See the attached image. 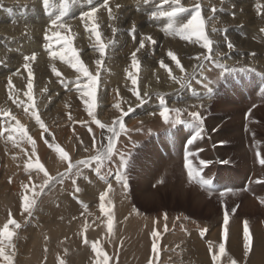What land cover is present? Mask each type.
Here are the masks:
<instances>
[{"label":"rangeland","instance_id":"obj_1","mask_svg":"<svg viewBox=\"0 0 264 264\" xmlns=\"http://www.w3.org/2000/svg\"><path fill=\"white\" fill-rule=\"evenodd\" d=\"M110 1L112 0H108ZM156 1L162 2L161 6L169 11L173 6L170 1ZM19 2L25 6L21 8L23 12L20 21L13 18L10 20V15L15 17L14 12H7L2 6L11 3L21 6ZM103 2L104 0H49L45 4L44 0H0V21L7 19V23L4 21L3 24L10 23L9 29L16 27L28 30V33L32 31L35 37V42H29L32 45L38 41L35 28L43 32L52 26V33H59L56 36L59 42L66 48L67 45L61 38L67 37L76 50L80 41L92 34L90 23L92 25L97 22L98 27H101L102 20L114 23L116 7L110 8V19L109 9L102 6ZM139 2L145 3L143 0H138L137 3ZM200 3L205 27L207 25L205 32L213 41L211 52L204 49L201 42L197 44L194 38L191 39L194 43L184 39L181 42L178 30L168 29L170 33H167L160 29V25H163L161 21L154 27L151 24L152 28L149 27V30L152 32L144 31L146 29L143 25L147 26L149 23L146 18H140L134 20L132 28H126V33L121 36L123 39L120 40V46L106 49L107 54H110L107 56L108 61L102 60L97 65L98 69L95 64L93 67L96 71H93L92 63L88 64L89 67L86 65L91 74L98 75L95 106L92 109L93 115L87 112V141H84L81 134H76L75 147L69 159L73 164L78 160H89V181L86 183L80 170L71 179L68 177L65 183L61 182L63 178L50 182V185L54 182L60 184L51 192L61 189L65 200L78 202L72 215L75 224L66 228L57 225L60 228L56 226L51 231L52 235L56 233V239L50 237L49 242L43 241L40 245H31L28 240L23 239L18 241L19 248L31 245V249L37 248L38 253L31 251L28 256V253L16 255L5 252V256L10 257L11 264H61V261L63 264H103L104 255L108 258V264H231L233 260L236 264H264V164L260 163L264 159V32L261 31L264 29V0L240 2V5H244L242 12L233 10L238 5L235 0L230 1V7L229 2L224 0H200ZM92 8L101 12L99 20L94 21L95 15L88 20L83 15ZM213 8L219 16L212 11ZM68 10L71 11L68 13ZM191 14L192 7L172 19L183 24ZM58 16H62L59 23L65 26L63 29L51 23ZM84 27L87 31H84ZM100 34L101 39H104V34ZM26 35L28 38L29 35ZM145 35L151 36L155 43L149 42ZM135 36H139V44L134 41ZM26 40L16 43L19 42L18 46L25 48ZM141 40L145 41V48L142 49L138 48ZM229 42L233 44V49L227 47ZM170 51L179 59L183 71L169 57ZM132 52H136L139 59L148 55L151 62L146 66L138 62V68L134 70L131 62L123 61L124 56ZM217 55L235 60L224 64ZM206 56H211V59H205ZM161 61L169 66L166 69L161 67ZM200 64L206 66L201 73L204 75L202 82L193 73L199 70L197 68ZM14 66L15 64L12 65ZM189 68L193 69L192 75L180 89L183 79L191 74ZM130 72L137 78L135 86L129 78ZM59 73L63 77V73ZM85 79L88 84L89 80ZM191 79H195L194 83ZM177 81L182 82L179 84ZM167 82L171 89L168 92L173 94L171 97L166 96L168 93H163V86L169 87ZM147 85L153 90L163 91L156 94L144 92ZM161 97L165 100L163 106L159 103ZM89 98L86 100L91 101L92 98ZM76 106L73 109H79L78 114H82L83 107ZM162 107L169 109L167 121L160 115ZM191 112H197L199 119L192 118ZM79 116L74 122H82L81 119L77 121ZM93 116L105 127L101 128L94 123ZM120 123L124 125L123 130L120 129ZM109 128H115L119 133L115 137L112 159L97 163L91 157L96 155L101 145L108 144V138L112 135ZM47 144L49 145L43 143L47 149V158L51 155L56 157L52 147L54 144L49 141ZM81 149L86 152L82 154ZM64 151L68 153L67 149ZM186 154L191 165L200 172L197 179L188 177L185 168ZM200 161L206 163L201 165ZM67 164L68 161H64L61 171L53 169L49 174L56 178L66 170ZM199 179L209 181L210 184L203 185L198 182ZM84 183L87 185L84 186ZM77 188L79 191H76ZM82 189L89 195V206H86L88 219L85 223L80 219L85 205L80 196ZM41 193L44 195L45 208L37 214L43 218L48 208H52L46 202L51 200V193ZM102 193L105 194L104 201L99 199ZM101 203L111 212V231L107 227L108 215L100 211ZM58 205V201L50 203L55 209ZM225 210L229 215V235L225 242V252L221 254L219 244L222 242ZM34 211L35 208L32 213ZM26 215L25 220L16 221L22 231L30 222V216L28 213ZM244 221H247L252 240L251 251L247 255L244 249ZM47 227L48 224L42 223L39 230L45 231ZM154 231L156 236H153ZM93 243H96L99 251L93 250ZM153 244L156 245L155 251ZM168 253L170 255H164ZM0 264H9V261L0 257Z\"/></svg>","mask_w":264,"mask_h":264},{"label":"bare ground","instance_id":"obj_2","mask_svg":"<svg viewBox=\"0 0 264 264\" xmlns=\"http://www.w3.org/2000/svg\"><path fill=\"white\" fill-rule=\"evenodd\" d=\"M16 1H18V0H15V2ZM30 1L33 2L34 0H30ZM37 1L38 0H35V2H37ZM137 1L138 0H114V1L112 0V1L108 2V9L116 7L115 14L113 15L114 23L109 22L106 19V22H104L105 20H102L100 23L101 27L100 26L98 27V31L100 33L104 34V36H103L104 39H102V42H104L107 45L106 49L110 48L111 46H114V47H116L117 45L120 46L121 45L120 40L123 39L122 34L125 32L126 28H132V23H134V20L137 21V20H140V18H146L147 23H149V25H147V26L143 25L145 27L144 29H146V30L143 29L144 31L152 32L151 30H149V27H151V24H153L152 27H154L155 25H157V23H160V21H161V23L163 22L162 23L163 25L162 26L160 25V27H161L160 29L166 31L167 33H170L168 29H172L175 31L179 30L182 22H180L176 19L169 18L167 16H160L159 15L160 12L169 11L168 8L161 6L163 4L162 2H160V1L157 2L156 0H150L148 3H140V2L137 3ZM161 1H164V0H161ZM168 1H170V0H168ZM224 1L229 2L228 3L229 7H230V4H232V3H230V1H232V0H224ZM235 1L239 6L235 5L233 10L236 9L238 12H242L244 5H242V4L240 5L239 3L246 1V0H242L240 2L238 0H235ZM196 2H197V0H181V5L187 11ZM102 6H103V3H102ZM24 7L25 6L24 5L22 6V4L20 6L18 4H12L11 3L9 5H3L2 9H4L7 12H14L13 14H15V17H13V15L9 14L10 20H11V18H13V19H15V21H20V18H21L22 12H23L21 8H24ZM74 8H75V6H74ZM75 9H73L74 13L76 12ZM108 9L106 8V10H108ZM226 9H228V8H226ZM233 10L231 12H233ZM70 11L68 10L67 12L69 13ZM153 12L157 13V15L155 17L152 16ZM210 14H211V12H209V15ZM94 15L96 17V18L94 17V21H95V19L99 20L100 16L102 14H101V12H97ZM246 15H247V13H246ZM69 16H71V14ZM217 16H219V15L217 14ZM226 16L228 17V15H226ZM189 18H187V19H189ZM75 20H76V18H75ZM87 20H88V18H87ZM212 20H214V19H212ZM4 21L6 22L7 19H4ZM4 21L3 20L0 21V231H2L3 226L6 223H8L10 217H11V219H14L17 222H20V220L26 219L27 212H25L21 207L22 197L24 195H28L29 199H34L36 201L35 206H34L36 211H34L29 218L30 222H29L28 227H26L25 230L22 231V229H20V227L16 228L15 225L10 224L9 230L13 231L15 233V235L12 237L11 241H8L6 239L3 240V245H2L4 247L6 253L16 254V255H18V253H20L22 255L24 253H26V254L28 253V256H29V253H31V251H33V252L35 251L36 254L38 253L36 251L37 248L31 249L32 244L34 245V244L39 243V245H40V242H43V241L49 242L48 238H50V237H54V239H56V233L52 235L51 231L57 225H62L64 228H66V226L68 227V226H72L75 224V222L73 221L74 218L72 217V215H73L74 209L77 207L78 202L76 200L74 202L69 200V199L65 200L61 189L59 191L51 192L53 189L60 186V184L55 183V182L53 184H51L50 186H45V189L43 191H41L40 185L43 184V180L45 179V177L43 176V173H39L38 170H36L34 167L28 168L26 166L28 164L34 165L36 162V159L38 158L40 160V162L42 164H44L45 169L48 172H53V169L61 171V169L64 168V160L61 158L60 154L56 151V145H59L63 150L67 149L68 155L72 156V153H73V150L75 147L76 134H78V133L81 134L84 141L85 142L87 141L88 120H89L88 119L89 117L87 116V114L89 112H88V110H86L88 108L87 104L85 103V100L87 99V97L84 95V92H86L87 89L83 87L85 84H87V80L85 79V77L83 76L82 73L78 72L75 68H73L71 66L75 62L73 59H71V52H68L65 55L63 60H61L59 56H57L55 58L49 56V54H48L49 50L55 51V52H60L63 50V48H65L59 42L58 38H56L57 32L52 33V29H53L52 26L47 27L46 30L43 32H40L37 28H35V31L38 33L36 35L38 41L33 45H32V43H30L31 44L30 45L29 42L31 40H33V42H35L34 33L32 31H29V33H28V30H19L16 27L14 29H13V27H11L9 29V26L11 24L10 23L9 24H3ZM209 21H211V19H209ZM214 21H212V22H214ZM185 22H187V20ZM183 23H184V21H183ZM81 24H83V23H81ZM136 24H134V25L136 26ZM210 24H211V22H210ZM78 25L79 24H77V27H78ZM89 25L92 26L91 23ZM83 26H84V24H83ZM137 26L139 27L138 24H137ZM86 27H84V31H87V30H85ZM206 27H207V25H206ZM209 27L212 28V25H210ZM62 29H63V27H62ZM82 29H83V27H82ZM88 29H90V28H88ZM206 30H209V29H206ZM210 31H211V29H210ZM157 32H158V30H157ZM26 34L29 35L28 38H27ZM141 34H142V32H141ZM141 34H140V37H141ZM246 34H248V33H246ZM24 35L26 36V38H24ZM60 35L62 36L63 34H60ZM77 35H78V33H77ZM162 35H164V34H162ZM217 35H218V33H217ZM45 36H47L48 39H45ZM93 36H94L93 34H90V36L88 38H86V40L84 39V40L80 41L79 46L78 45H75V46H78V48H76V52H77L80 60L84 63V65L88 66V64L92 63V67L93 66L95 67V64H96V69H98L96 61L97 60L108 61L107 56L109 53L107 54V51H106V55L104 57L100 56L99 51H98V45H97L96 40ZM127 36L130 37L128 34H127ZM165 37H167V34L165 35ZM175 37L173 38L174 41H175ZM125 38H127V37H125ZM135 38H136V40H135ZM138 38H139V36L134 37V41H136L137 43L139 41V40L137 41ZM176 38H178V35ZM193 38L195 39V37H193ZM216 38H215V40H216ZM129 39L130 38H128V40ZM167 39H168V37H167ZM25 40L27 42L26 46H24V44H23V46L25 48H21L22 46L19 47L18 46L19 42L16 43L17 41H25ZM134 41H131V42H134ZM182 41H184V40L181 39V42ZM190 41L193 42V40H190ZM220 41H223V40H220ZM131 42H130V44H131ZM124 43H128V42L124 41ZM196 43L198 44V42H196ZM133 44H136V43H133ZM157 44H159V43H157ZM174 44H176V43H174ZM201 44H202V42H201ZM177 45H179V44H177ZM131 46H133V45H131ZM146 47H147V45H146ZM138 48H140V47H138ZM143 48H145V47H143ZM239 49H241V48H239ZM188 50H189V47H188ZM219 51H223V50L220 49ZM33 52L36 55V59L28 62L29 68L26 69L24 67V64L26 63V61L24 60V56L30 55ZM157 52H158V50H157ZM213 53H214V50H213ZM118 55H120V54H118ZM154 55H155V53H154ZM162 56H164V55H162ZM117 57H119V56H117ZM152 57L155 58L156 56H152ZM217 57H220V56L217 55ZM119 59H121V58H119ZM149 59H151V58L148 55H146V56L144 55L140 59L137 58V61L139 63L141 62V64L143 63V66H146L149 62H151V60H149ZM219 59L225 64V63L231 62L230 60H232L233 58L228 60L225 57L224 58L220 57ZM109 60H110V58H109ZM182 60H185V59H182ZM234 60L235 59H233V61ZM123 61H125L126 63H128V62L132 63V54L124 56ZM154 62H155V60H154ZM196 63H195V65H196ZM13 64H15L14 67H12ZM151 65H153V64H151ZM159 65H161V63H159ZM202 65L200 67L197 65L199 67L197 69H199V70L195 71V72L192 71L193 69L191 70L189 68L191 70V72H189V73H191V74L188 75L187 78H190V76L192 75V72H193V73L197 74V78L200 79L202 82V80L204 79V77H203L204 75L202 76L201 73H202V70L204 72V68H206L205 65L204 66H202ZM139 66H140V64H139ZM167 66H169V65H167ZM53 67H55L58 72L60 71L61 73H63V77H61V76L57 77V75L52 72ZM94 67H93V69H94ZM129 67H131V66H129ZM190 67H192V66H190ZM58 68H60V69H58ZM151 68H153V67H151ZM13 69H15V70H13ZM90 69H92V68H90ZM96 69H94L93 71H96ZM29 71H31V73H32V83H33L32 100H29L28 97L25 95V93L28 91L27 83H28ZM119 71H120V69H119ZM187 71H188V68H187ZM89 72H91V71H89ZM151 72H152V70H151ZM189 73L187 72V74H189ZM94 74H96V72H94ZM175 75H176V73H175ZM178 77H180V76H178ZM193 80L195 81V79H193ZM193 80L191 79L192 82H193ZM10 81H11V84L9 83ZM167 81H170V80H167ZM183 82H184V79H183ZM123 83H124V81H123ZM126 83H128V81H126ZM190 83H188V84H190ZM196 83H198V82L196 81ZM168 86L169 87L163 86L165 91H163V90H161V91L157 90L156 91V90L151 89V87L149 85H147L146 88L144 89V92L148 91V93H155L156 94L157 92L163 91V93H168V94H166V96L171 97V96H173V94L171 92H168L169 90H171L169 83H168ZM124 87H125V85H124ZM180 87H181L180 89L183 88L182 86H180ZM129 88H131V87H129ZM133 88H135V87H133ZM180 91L181 90H178V92H180ZM185 91H188V90H185ZM198 91H199V89H198ZM137 93H138V91H137ZM133 94L135 95V93H133ZM186 97H187V95H186ZM151 98H152V96H151ZM195 99H197V98H195ZM185 100H187V99H185ZM78 101H79V104L77 103ZM186 102H184V104ZM159 103H160V101H159ZM81 104H82V106H81ZM76 105L83 107L84 110L81 108L83 110L82 114L81 113L78 114L79 109L78 110L73 109L74 107H77ZM5 112L9 113L10 115L6 116L4 114ZM33 112L35 113V115H33ZM36 115H38L40 117V120L42 121V123L44 125L43 128L41 127L40 124L37 123L36 118H35ZM78 115H80V116H79V119L77 121H79L81 119L82 122L79 121L80 123L74 122V119L75 118L77 119ZM12 117H15V119H13ZM17 121H19L20 124L23 125L24 130L27 131L28 135L32 137V141L34 142V145H33V143H29L26 138H22L18 133L11 131V129L16 127ZM9 136H12L13 139H15L18 142V146L13 144L12 140L9 139ZM48 141L50 142V144H54V146H52V147L54 148V155L56 157H53L51 155V157L47 158V149L43 146V143H45V145H49V144H47ZM63 144L65 145V147H63ZM33 148L35 150V155H32ZM81 151H82V154H84L86 152V150H84V149H81ZM45 163H48V164H45ZM81 174L85 178L86 183H87V180L89 181V175H90L89 169L87 168V166L82 167ZM64 178H65V180H64ZM67 179H68V176H65V177H63V180L61 182L65 183ZM83 185L85 186L87 184L84 183ZM25 186H27V191L25 190ZM41 192H43V193L50 192L51 193V200H48L46 202H47L48 206L52 207V208H48L46 216L43 218H40L37 214L38 212H40L42 209L45 208V203L43 204L44 195ZM34 193H36V195H34ZM55 196H57V197H55ZM80 196H82L83 201L85 202L84 208L82 209L83 212H82V215L80 216V219H81L82 223H85V222H87V219H88L87 218L88 217V213H87L88 209L86 206H87V204L89 206V201H88L89 195L87 194V191L85 189H82V190H80ZM56 201L60 202V205L56 206L57 208L55 209L54 206H50V203H54V202L56 203ZM42 223H44L45 225L48 224V227L45 231H42V229L39 230ZM57 228H60V227L57 226ZM0 239H3V238L0 237ZM22 239L24 241L28 240L29 243H31V245L28 247H24L23 249L19 248L17 246L18 241L21 242ZM40 248H41V246L39 247V249ZM34 254L32 256V259L35 258L34 256L36 254L35 255ZM39 255L40 254H38V256ZM164 255L168 256V255H170V253L164 254Z\"/></svg>","mask_w":264,"mask_h":264},{"label":"snow or ice","instance_id":"obj_3","mask_svg":"<svg viewBox=\"0 0 264 264\" xmlns=\"http://www.w3.org/2000/svg\"><path fill=\"white\" fill-rule=\"evenodd\" d=\"M48 2H49V0H44L45 4H47ZM144 2L148 3L149 0H144ZM164 2L168 3V0H164ZM170 2H171V5H173L171 7V10L167 11V12H160L159 13L160 16H167L169 18H174V17H177L178 14L186 11V9L181 5V0H170ZM103 7L108 8V0H104ZM201 9H202V5L200 3V0H197V2L192 6V14H191L190 18L187 20L186 23H183L180 25V28H179L177 34H179L181 39H184V40H191L193 37H195L197 42H202V47L204 49H208L211 52L213 41L209 39V36L205 32V20L202 16V10ZM212 11L215 12V8H213ZM96 12H97V9L92 8L91 11L84 13L83 15L89 19H92V17L94 16V14ZM108 15H109V18H112V13H111L110 8L108 10ZM156 15H157L156 12L152 13L153 17H155ZM61 19H62V16H58L56 18V20H53L51 23L54 26L65 27L64 25L59 23V21ZM90 31L95 36V40H96V43L98 45V51H99L100 56L104 57L106 55L107 45L104 42H102L101 34L98 31V24L93 23ZM213 31H216V29H213ZM261 31L264 32V29H261ZM56 35L59 36V33H57ZM45 39H48V37L45 36ZM61 39H63L64 44H66L67 47L63 48V50L60 52H55V51L49 50L48 54L50 57H53V58L59 56L60 59L63 60L65 55L68 52H71V59H73L75 61L71 66L73 68H75L78 72L82 73L83 76L89 80V83L85 84L83 87L87 89V91L84 92V95L86 97L92 98L91 101L85 100V103L88 105L89 115H93L92 109L95 106L96 85H97L98 75H93L89 72V69L80 60L75 48H73L71 46V44L69 43L68 38L65 37V38H61ZM146 39L153 44L155 43V41L152 39L151 36L146 37ZM144 44H145V41L141 40L140 41V48H143ZM227 47L229 49H231L233 47V44L229 42V43H227ZM138 50L139 49H137V51ZM168 55H169V57H171V59L173 61L176 62L177 67L181 68V71H183V68H182L180 61L177 58V56L171 51L168 53ZM35 59H36L35 53H32L31 55H25L24 60L26 61V63L24 64V67L26 69L29 68L28 62L33 61ZM205 59H211V56H206ZM96 63H97V65H100L101 61L97 60ZM132 67L134 69L138 68V61L136 58V52L132 53ZM161 67L167 68V65H165L163 63V61H161ZM52 72L55 73L57 75V77L60 76V73L57 71V69L55 67L52 68ZM128 75H129V78L131 79L132 83L135 85L137 83L136 76L133 75L132 73H128ZM187 80H188V78L185 77L184 82L181 83L182 87L184 86L185 83H187ZM177 82L180 83L181 81H177ZM9 83L11 84V81ZM32 88H33L32 73H31V71H29L28 83H27L28 91L25 93V95L28 97L29 100H32ZM145 95H147V93H145ZM160 104L162 106L165 104V100L163 97L160 98ZM116 107H119V105H116ZM176 111L179 112L178 109ZM168 113H169V109L167 107H162V111L160 112V115L162 117H164L166 121L168 120ZM4 114L6 116L10 115L7 112H5ZM33 115H35L34 112H33ZM190 115L194 119H199V114L197 112H191ZM12 118L15 119V117H12ZM35 118H36L37 123L40 124L41 127L43 128L44 125H43L42 121L40 120V117L38 115H36ZM93 120H94V123H96L99 127H101V128L105 127V125L102 124L99 120H96L94 116H93ZM120 129L121 130L124 129L123 123H120ZM11 131L18 133L22 138H26L29 143H33V145H34V142L32 141V137L28 135L27 131L24 130L23 125H21L19 121H17L16 127L11 129ZM109 131L112 133V135L109 136V138H108V144L106 146L101 145L100 148L97 150L96 155L91 157V159L95 160L97 163H103L104 161H109L112 159L114 149H115V137L118 136L119 133L116 132L115 128H109ZM9 139L12 140L14 145L18 146V142L15 139H13L12 136H9ZM56 151L60 154L61 158L64 161H68L66 170L63 173H59L56 178L52 177L49 174V172L45 169L44 164H42L38 158L36 159V162L34 165L28 164L26 166L28 168L34 167L36 170H38L39 173H43V176L45 177V179L43 180V184L40 185L41 191H43L45 189V186H50V182H52L54 179H62L65 176H68L71 179L72 175H76L80 172L81 166L86 167L89 164V160H78L75 162V164H73L71 162V160L69 159L68 153L65 152L59 145H56ZM32 155H35L34 148H33ZM200 163H201V165H203L206 162L200 161ZM260 163L264 164V159H261ZM185 168L187 169V174H188V177L190 179H197L200 177L199 170L194 168L191 165V163L188 161L187 154L185 156ZM198 182L203 184V185H209L210 184L209 181H205L203 179H199ZM25 190L27 191V186H25ZM76 191H79V189L77 188ZM34 195H36V193H34ZM99 199L101 201H104L105 200V194L102 193L100 195ZM35 203H36V201L34 199H29L28 195H24L22 197L21 207L25 212L28 213L29 216H31L32 209L34 208ZM100 211L102 213H106L108 215L107 227H108L109 231H111L112 226H113V221H112L110 210L105 207L104 203H101L100 204ZM232 211L235 212V209H232ZM10 224L15 225L16 228L20 227V225L14 219H11V217H10L8 223H6L3 226L2 231H0V237L3 238V239H0V257H3L5 260H8L9 264H11V259H10V257L5 256V249L2 245H3V240L6 239L8 241H11L12 237L15 235V233L13 231L9 230ZM223 225H224V228H223V231L221 234L222 242L219 244V252L221 254H223L225 252V242L227 241L228 235H229L228 234L229 215H228L227 210H225V212H224ZM156 235H157V233L154 231L153 236H156ZM243 235H244L245 255H247L248 252L251 251V246H252V240H251L250 230H249L247 221L243 222ZM92 247H93L94 251H99L96 243H93ZM153 250L154 251L156 250L155 244H153ZM61 264H63V261H61ZM98 264H99V262H98ZM103 264H108V258L106 255H104ZM231 264H236V261L233 260L231 262Z\"/></svg>","mask_w":264,"mask_h":264}]
</instances>
